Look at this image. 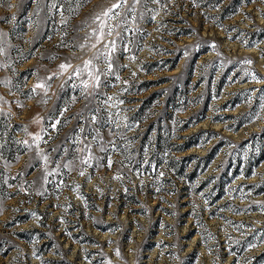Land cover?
Listing matches in <instances>:
<instances>
[{
	"label": "rangeland",
	"instance_id": "rangeland-1",
	"mask_svg": "<svg viewBox=\"0 0 264 264\" xmlns=\"http://www.w3.org/2000/svg\"><path fill=\"white\" fill-rule=\"evenodd\" d=\"M0 264H264V0H0Z\"/></svg>",
	"mask_w": 264,
	"mask_h": 264
}]
</instances>
